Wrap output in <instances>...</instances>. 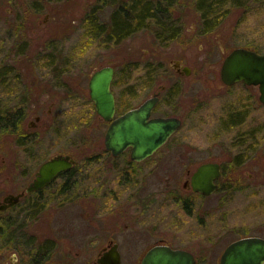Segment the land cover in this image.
<instances>
[{
    "label": "rangeland",
    "instance_id": "obj_1",
    "mask_svg": "<svg viewBox=\"0 0 264 264\" xmlns=\"http://www.w3.org/2000/svg\"><path fill=\"white\" fill-rule=\"evenodd\" d=\"M95 1L19 0L22 5L19 13L31 5L39 10L37 15L49 11L53 17L48 25L32 24L42 39L19 43L13 34L16 0H0V100L7 110L19 108L24 125L35 111L47 110V102L40 107L20 105L19 101L23 100L22 89L49 83L50 52L64 54L68 73H61L62 78L69 75L66 83L75 89L70 106L51 108V123L37 139L19 141L21 129L8 130L6 150H0V168L5 169L6 175L3 177L2 173L0 178L2 189L19 191V185L49 153L67 151L80 166L85 155L104 146L107 124L98 118L93 103L80 89L88 90L92 71L104 62H112L116 66L113 90L117 114L138 105L158 86L166 85L167 93L173 94L172 105L164 96L158 112L164 110L183 120L179 129L141 167L142 171L150 170L141 180L145 181L148 191L145 195L156 199V204L142 214L119 212L120 215H107L103 220V228L119 230L117 241L122 264H138L142 248L160 239L191 250L196 264H219L223 249L233 240L244 236L264 238V105L258 101L256 88L239 82L225 86L219 77L220 63L229 50L246 47L264 52V0H246L242 6H230L209 31L200 30V11L196 5L184 1L172 11L181 20V34L167 44H160L145 29L115 44L96 38L89 33L86 19L88 8ZM110 10V6L103 8L99 18L106 21ZM32 15L36 14L31 12ZM32 25H27L30 33ZM49 31L57 33L56 37H66V41L56 39L52 43L53 34ZM174 58H180L190 72L179 75L171 63ZM256 132L260 146L255 151L246 137L256 140ZM211 160L222 164L220 190L207 196L184 190L182 183L187 171ZM192 197L196 203L195 219L184 213L181 204L182 200ZM25 203H20L22 208L32 207ZM71 208V216L65 221L67 225L76 231L88 227L83 205L75 202ZM26 216L21 224L25 254L34 243L32 233L36 234L33 208L27 209ZM41 217L43 230H57L65 225L62 217L53 218L46 211ZM124 223L142 235L132 239L131 232L123 231ZM7 231L2 257L8 261L17 254L19 261V203L8 209ZM45 257L40 258L45 260L44 264L58 258L57 255L51 259ZM77 263L82 264V259Z\"/></svg>",
    "mask_w": 264,
    "mask_h": 264
},
{
    "label": "flooded vegetation",
    "instance_id": "obj_2",
    "mask_svg": "<svg viewBox=\"0 0 264 264\" xmlns=\"http://www.w3.org/2000/svg\"><path fill=\"white\" fill-rule=\"evenodd\" d=\"M22 6L19 4V0H16V30L13 31V34L16 36V41L19 43L23 42H32L35 39H42V35H38L35 33L37 28L33 27L34 24L37 26L40 25H48L50 21L53 19L52 15L49 11L45 12L43 15H37V11L31 5L27 10L24 9L22 13H19V7ZM24 6V5H23ZM6 11L10 12V9L6 7ZM33 12L36 14L30 17V13ZM28 19V20H27ZM28 24L32 25V32L30 33L28 29ZM27 28L25 29V27ZM39 28V27H38ZM42 29L39 31V34L42 33ZM49 33L53 34L50 38L52 43H55L59 39L60 41H66V37L58 36V34L54 31H49ZM21 55V54H19ZM50 58H48L49 65L52 66L50 70L51 77H49V83L47 85H38L34 86L32 89L24 88L22 89L21 97L23 100L19 101L20 105L31 106L38 104L40 107L45 106V102H47V110L35 111L32 113V119L28 120L26 124H23V114L20 111V122H19V141L37 139L42 131L47 129L51 123L50 113L51 108L55 106L65 107L70 106L73 98L72 91L74 88H70L66 82H68L69 75L66 78H62L61 73H68V69H66L67 61L66 58L63 57V53L59 52H50ZM225 57V56H224ZM223 57V58H224ZM20 59V58H19ZM63 59V61H61ZM223 60V59H222ZM222 62V61H221ZM174 70L180 75L185 74V63H182L180 58H174L171 60ZM64 66V68H62ZM103 66H112L113 67V77L110 83V90L114 96L115 102V112L113 115V119L126 111L137 108L144 100L151 96H157L158 100L154 107L151 110L149 117H177L180 120L179 127L182 124V118L171 113H166L164 110L158 112L159 104L163 100L164 96L167 103L172 105V93H167L166 85H160L156 89L152 91V93L146 97L143 101L138 103V105L129 107L120 113H116L117 111V97L113 90V81L115 76V64L104 62ZM221 66V63H220ZM98 67V68H100ZM188 67V66H187ZM97 68V69H98ZM189 68V67H188ZM95 69V70H97ZM94 70V71H95ZM92 71V73L94 72ZM190 72V68H189ZM20 74V73H19ZM219 77H220V68H219ZM20 79V75H19ZM90 79V77H89ZM221 80V79H220ZM37 83V82H36ZM35 83V84H36ZM89 83V80H88ZM243 83V82H239ZM34 84V85H35ZM223 84V83H222ZM245 84V83H243ZM225 85V84H223ZM225 85V86H232ZM247 85V84H245ZM251 87V89H257L258 91V101L261 105H264L259 100V90L257 85H247ZM19 91V90H18ZM81 92L84 93V96L93 103L94 102L90 98L89 88L88 90L85 88L80 89ZM77 92V91H76ZM40 93V94H38ZM45 95V99H43L42 95ZM21 102V103H20ZM31 104V105H30ZM167 105V104H166ZM95 108V106H94ZM7 106L3 104L0 100V150H6V139H7ZM98 118L108 125L111 120H104L101 116L98 115ZM179 127L174 131L176 132ZM103 135V147L93 149L92 153L85 155L83 161L80 166L77 165V159L69 152L57 150L52 153H49L47 157L41 160L40 163L36 166L32 174L29 178L23 181L19 185V191L12 193L7 192L5 189H2L0 183V194L4 192L5 194L0 195V264H42L45 260L40 261V258L45 257L51 259L53 256L57 255L58 258H53L50 261V264H79L80 259H82V264H100L99 259L108 251L114 250L117 251L120 259V264H122V256L119 251V242L118 240V229H114L112 227L103 228V220L107 215L118 214L119 212H123V214H129L132 211H136L139 213L147 212L151 206L156 204V199H153L150 195H145L146 185L145 181L141 180L149 173V169L145 168V170H141L142 165L146 164V161L152 157L155 151L160 149H156L151 155L141 159L135 160L131 157L132 148L126 147L122 151L118 153H114L111 149L105 146V132ZM173 132V133H174ZM172 133V134H173ZM171 134V135H172ZM170 135V136H171ZM256 140H253L251 137H246L249 140V145L252 150H257L260 146V137L258 136V132L255 133ZM246 136V134H245ZM248 136V134H247ZM168 140V139H167ZM166 140V141H167ZM28 142V141H27ZM26 150L22 149V152L25 153ZM57 155H69L73 159V164L65 169H61L57 171L47 182H45L42 186L27 190V186L30 182L39 176V169L41 165L50 160L51 158ZM214 162H218L220 165V175L215 180L217 187L214 192L220 190V178L222 177V164L218 160H211ZM205 162V161H204ZM144 163V164H141ZM202 163V162H201ZM200 164V163H199ZM197 164V166L199 165ZM77 165V167H76ZM256 166V164H252ZM196 166V167H197ZM196 167L190 172L187 171L185 174V178L182 183V187L186 191H190L193 194H201L198 191L193 190L191 185V175ZM5 169L0 168V178L5 177ZM148 192V191H147ZM213 192V193H214ZM18 200L10 205H6L5 207L1 206L6 204L4 201V197L9 194H18ZM143 194V195H142ZM212 194V193H211ZM203 195V194H201ZM210 195V194H209ZM207 196V195H203ZM26 202L25 204H31V206L22 208L20 203ZM79 202L83 205L85 209L84 219L87 221V226L85 228L75 230L70 228L65 222L67 218H69L71 213V204ZM19 203V261L17 260L18 255L13 254L10 259L7 261L5 257H2V252L6 249L7 246V233H8V209L16 206ZM182 209L184 213L188 217H192L195 219V209L196 203L194 201V197L187 198L186 200H182ZM33 208V219L34 222V230L36 234L33 232V236L35 237L34 243L31 245V251L23 253L22 247L24 240L22 239V233L24 227L21 226L22 221L27 219L26 216L27 209L31 210ZM121 210V211H120ZM48 212L53 218L64 220V227L55 230V228H48L47 230H43L42 225V217L44 212ZM119 213V215H120ZM125 216V215H124ZM120 216L116 217L119 219ZM44 221V219H43ZM123 231L131 232L129 236L138 237V235H142V233H136L135 228L129 227L126 223H124ZM39 236H44L43 238H39ZM60 236V237H59ZM245 237V236H244ZM63 244V245H62ZM159 244L168 245L173 249H184L190 252L194 258V264H196L195 255L191 252V250L179 247L172 246L167 243L165 240L160 239L156 242L146 244L141 251H143L138 264L151 247ZM229 244V243H228ZM227 244V245H228ZM226 245V246H227ZM225 246V247H226ZM224 250V249H223ZM55 259V260H54ZM75 259H78L75 261ZM220 259V257H219ZM47 262V261H46ZM45 263V262H44ZM43 263V264H44Z\"/></svg>",
    "mask_w": 264,
    "mask_h": 264
},
{
    "label": "water",
    "instance_id": "obj_3",
    "mask_svg": "<svg viewBox=\"0 0 264 264\" xmlns=\"http://www.w3.org/2000/svg\"><path fill=\"white\" fill-rule=\"evenodd\" d=\"M185 74L189 68L185 66ZM113 67L103 66L90 76L88 88L95 110L104 120H111L105 132V146L114 153L126 147L132 148L131 157L141 160L151 155L162 146L168 137L179 127L177 117H149L156 104L157 96L148 97L137 108L112 118L115 112L113 93L110 83ZM220 79L223 84L231 85L243 81L247 85H257L259 100L264 103V53L246 47L231 49L220 66ZM73 159L69 155H57L44 162L39 169V176L29 183L27 190L36 189L47 182L57 171L70 167ZM220 175L218 162L200 163L191 175L193 190L203 195L213 193L217 187L215 180ZM19 193L4 197L5 207L15 203ZM100 264H120L117 251L106 252ZM140 264H194L193 255L184 249H173L159 244L151 247L143 255ZM219 264H264V238L245 236L233 240L220 255Z\"/></svg>",
    "mask_w": 264,
    "mask_h": 264
},
{
    "label": "trees",
    "instance_id": "obj_4",
    "mask_svg": "<svg viewBox=\"0 0 264 264\" xmlns=\"http://www.w3.org/2000/svg\"><path fill=\"white\" fill-rule=\"evenodd\" d=\"M184 1L195 4L200 11L201 31L213 29L229 11L230 6H242L246 3V0H96L89 6L86 15L89 33L96 38H102L104 42L115 44L145 29L160 44H167L181 34V20L172 11ZM106 6H110L111 10L108 19L103 21L99 18V12ZM20 119L18 108L9 110L8 130L17 131Z\"/></svg>",
    "mask_w": 264,
    "mask_h": 264
}]
</instances>
